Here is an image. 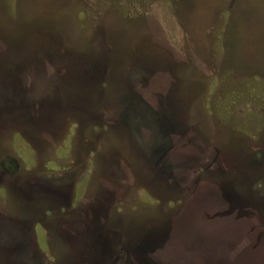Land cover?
<instances>
[{"label": "rangeland", "instance_id": "obj_1", "mask_svg": "<svg viewBox=\"0 0 264 264\" xmlns=\"http://www.w3.org/2000/svg\"><path fill=\"white\" fill-rule=\"evenodd\" d=\"M54 50L77 110L25 131L0 109V213L22 222L5 226L0 264H123L135 233L209 186L258 196L264 226V0H0V65ZM137 64L171 96L149 93L157 79L144 73L132 85Z\"/></svg>", "mask_w": 264, "mask_h": 264}, {"label": "trees", "instance_id": "obj_2", "mask_svg": "<svg viewBox=\"0 0 264 264\" xmlns=\"http://www.w3.org/2000/svg\"><path fill=\"white\" fill-rule=\"evenodd\" d=\"M56 52L54 50L50 55H41L36 62L37 66L42 63L46 67H54L60 75L68 74V68ZM100 63L101 61L96 67H99ZM137 70H140L139 73H136ZM155 70L156 68L137 64L130 74L131 84L139 86V74L144 73L157 79L151 83L152 90L147 89L149 93L163 95L162 97L171 96L169 92L166 93V87L163 89L164 86L160 84ZM170 98L168 101L172 104ZM35 101L31 103L33 111L26 113L27 116L23 118L33 121L35 125L49 126L54 120L53 117L42 114L43 110L38 111V108L45 106H40L39 101ZM52 103L57 110L61 108L58 100L53 99ZM98 113L99 110L95 109L87 114L97 116ZM105 115L109 120L114 119ZM136 139L135 148L139 149V155L146 156L145 142L139 143L137 136ZM91 148L93 149L91 145L87 146L86 151L89 152ZM104 158L105 162L111 163L112 157ZM164 169H167L170 175L174 172L168 166L161 167L160 171ZM168 182L170 184V180ZM209 191L202 197L196 198V194L193 195L190 206L171 220H165L148 230L135 233L132 241L125 246L123 264H264V226L254 221L255 209L262 206L261 199L258 196L248 199L233 191L226 200L225 196L220 195L213 187L209 186ZM113 192L109 194L110 196L106 194L104 204L112 200ZM185 212L188 216L193 214L191 221L181 220ZM96 213L99 218H104L105 206ZM9 223L15 227L19 226L16 220L0 213V248L4 247L10 238V234L4 233L7 231L5 226ZM95 233L93 237L98 240L101 232L96 230Z\"/></svg>", "mask_w": 264, "mask_h": 264}, {"label": "flooded vegetation", "instance_id": "obj_3", "mask_svg": "<svg viewBox=\"0 0 264 264\" xmlns=\"http://www.w3.org/2000/svg\"><path fill=\"white\" fill-rule=\"evenodd\" d=\"M2 64L6 65H0V71L3 70L4 74L9 75L10 77L6 78V81H1L0 78V100H29L27 101L29 104L25 105L26 107L24 109H15L9 105V103L6 106L7 108L5 107L4 109L0 105L1 112L3 113L4 117L6 119L9 117L14 126L25 130L22 125H20L21 122H33L23 117L27 116L26 113L33 111L31 109V103L35 100L39 101L40 106H45V108H38V111L43 110L42 114H46L48 116H52L59 111L66 113L68 110H77L74 108L72 103L68 102L67 95L60 91V88H62V75L54 70V67H46L45 65L43 66L42 63L37 66L34 62L18 61ZM13 74H15V77ZM53 99L58 100L61 104V108L58 110L52 103ZM63 102H65V104ZM167 103L168 105H171L169 101ZM17 222L19 225L22 223L19 220ZM65 223L69 225L73 224L71 222ZM83 228V225L81 229H78L77 226V230H75L78 232V235H82L81 238H84V233L82 231ZM77 240H79L78 237Z\"/></svg>", "mask_w": 264, "mask_h": 264}]
</instances>
